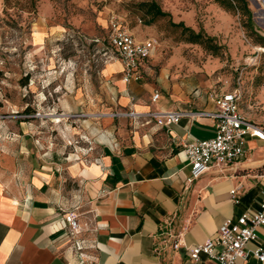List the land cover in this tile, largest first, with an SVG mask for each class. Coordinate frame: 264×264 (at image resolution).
Here are the masks:
<instances>
[{
    "label": "crops",
    "instance_id": "obj_1",
    "mask_svg": "<svg viewBox=\"0 0 264 264\" xmlns=\"http://www.w3.org/2000/svg\"><path fill=\"white\" fill-rule=\"evenodd\" d=\"M157 50L128 82L119 59L103 68L121 117L106 115L84 133V145L58 147L22 128L15 144H5L0 129V264H218L204 255L191 260L189 249L216 236L227 217L259 209L264 141L248 137L241 160L187 181L184 145L214 137L212 94L226 87L217 89L208 70L188 68L179 53L156 70ZM177 111L184 115L170 125L154 118ZM69 213L80 225L81 253ZM172 234H180L178 249L167 241ZM257 234L245 264H264L251 253L264 244V227Z\"/></svg>",
    "mask_w": 264,
    "mask_h": 264
},
{
    "label": "rangeland",
    "instance_id": "obj_2",
    "mask_svg": "<svg viewBox=\"0 0 264 264\" xmlns=\"http://www.w3.org/2000/svg\"><path fill=\"white\" fill-rule=\"evenodd\" d=\"M131 1L36 0L32 5L30 0H0V129L5 128V144H15L22 128L74 149L89 141L84 133L97 122L119 112L114 83L103 75V68L118 60L107 37L113 16L136 34L157 39L156 70L179 53L188 68L208 70L217 89L238 87L242 114L264 129V0H248L249 16L215 0H157L174 22L212 36L221 46L217 55L188 42V34L168 18L146 25Z\"/></svg>",
    "mask_w": 264,
    "mask_h": 264
},
{
    "label": "built area",
    "instance_id": "obj_3",
    "mask_svg": "<svg viewBox=\"0 0 264 264\" xmlns=\"http://www.w3.org/2000/svg\"><path fill=\"white\" fill-rule=\"evenodd\" d=\"M107 37L116 58L123 65V79L126 82L140 76V67L155 54L159 45L155 38L135 37L117 16L109 20ZM158 97L159 93L156 92L153 100ZM212 99L215 103V111L211 113L215 120L214 137L194 139L184 145V154L190 166L188 182L201 177L213 166H228L241 160L245 156L248 137L264 141V129L246 118L240 110L241 91L238 87L216 91ZM183 115L180 111L160 112L154 118L159 124L170 125L178 122ZM231 195L234 202L238 203L236 189L231 190ZM65 221L71 229L73 247L80 252L83 249L82 241L74 238L80 232V225L72 213L65 215ZM260 227H264V200L253 213L243 212L227 217L219 226L216 236L190 248L189 256L195 261L204 255L218 264H245L241 260L250 254L248 244L259 240L257 232ZM167 241L174 249L181 246L180 234L170 235ZM251 253L259 263H264V244L258 243Z\"/></svg>",
    "mask_w": 264,
    "mask_h": 264
},
{
    "label": "trees",
    "instance_id": "obj_4",
    "mask_svg": "<svg viewBox=\"0 0 264 264\" xmlns=\"http://www.w3.org/2000/svg\"><path fill=\"white\" fill-rule=\"evenodd\" d=\"M35 5L36 0H30ZM221 6L229 10H238L244 16L250 15L248 0H215ZM133 9L141 12L146 17L145 24L152 25L156 20L168 18L171 26L178 28L182 33L188 34V42L204 45L214 54H218L221 46L215 42V39L206 34L203 29L195 31L193 28L186 26L184 22H174L171 14L162 9L157 0H132L130 2ZM204 40V41H203Z\"/></svg>",
    "mask_w": 264,
    "mask_h": 264
},
{
    "label": "bare ground",
    "instance_id": "obj_5",
    "mask_svg": "<svg viewBox=\"0 0 264 264\" xmlns=\"http://www.w3.org/2000/svg\"><path fill=\"white\" fill-rule=\"evenodd\" d=\"M55 121H59V119H54Z\"/></svg>",
    "mask_w": 264,
    "mask_h": 264
}]
</instances>
